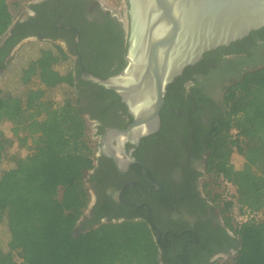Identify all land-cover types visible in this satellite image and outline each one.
<instances>
[{"label":"trees","instance_id":"1","mask_svg":"<svg viewBox=\"0 0 264 264\" xmlns=\"http://www.w3.org/2000/svg\"><path fill=\"white\" fill-rule=\"evenodd\" d=\"M13 20L8 0H0V76L14 61L9 57L12 49L28 36L15 34L26 22L14 26ZM28 44L33 50L18 73L22 92L0 89V125H11V137L0 129V166L11 165L0 176V224L7 232L0 264H159L161 242L148 220L109 217L95 227L91 222L75 230L89 204L84 179L96 154L73 83L80 71L73 74L59 45L42 39ZM189 79L221 91L217 112L202 133L192 126L188 139L197 145L201 134L205 171L223 184L221 193L206 189L225 229L237 241L233 258L223 264H264V28L186 67L166 88L158 132L142 142L164 138L168 120L178 114L191 117L190 110L180 106L182 85ZM97 88L101 97L120 100L112 91ZM190 98L196 109L208 106L202 96L194 93ZM14 145L25 154H12ZM235 156L242 159L238 171L232 164ZM224 235L233 241L227 232Z\"/></svg>","mask_w":264,"mask_h":264},{"label":"flooded vegetation","instance_id":"2","mask_svg":"<svg viewBox=\"0 0 264 264\" xmlns=\"http://www.w3.org/2000/svg\"><path fill=\"white\" fill-rule=\"evenodd\" d=\"M123 1L128 10L127 2ZM18 22H26V25L15 34H28L18 44L42 39L49 45H59L69 58L75 76L78 71L81 73L82 66L84 71L86 67L97 77L108 78L126 65L128 14L125 25L119 13L105 8L97 0H35L28 4L21 18L14 21V26ZM11 33L7 34L10 38L14 36ZM4 40L1 41L3 46ZM193 80L183 82L180 100V106L190 110L191 117L186 119L178 114L177 118L169 119V130L164 138L141 140L132 152L146 167L150 181L144 177L139 164H131L122 173L112 159L98 153L100 138L107 129L123 130L132 122L121 99L117 102L109 96L101 97L98 86L80 85L79 81H83L80 76L79 80H73L84 117L97 139L94 167L84 179L91 199L87 214L82 216L75 230H82L91 222L95 227L109 217L117 221L148 220L156 228L157 240L161 242L159 264L177 261L179 264H214L218 257L235 254L237 241L225 229L220 212L207 197V187L202 181L208 174L201 134L197 145L188 139L192 126L199 127L202 133L209 118L217 112L221 91L219 87H201ZM194 93L206 98L208 106L204 104L205 107L196 109L190 98ZM129 148L126 144L125 150ZM99 215L102 216L100 221L94 223ZM224 231L233 241L225 237Z\"/></svg>","mask_w":264,"mask_h":264},{"label":"water","instance_id":"3","mask_svg":"<svg viewBox=\"0 0 264 264\" xmlns=\"http://www.w3.org/2000/svg\"><path fill=\"white\" fill-rule=\"evenodd\" d=\"M125 1L129 20L125 67L101 79L81 66L80 78L113 91L132 118L125 129L110 128L103 133L98 153L112 159L122 173L131 164H139L150 181L146 167L132 152L143 138L158 132L167 86L205 53L264 28V0ZM87 127L96 143L91 124Z\"/></svg>","mask_w":264,"mask_h":264},{"label":"rangeland","instance_id":"4","mask_svg":"<svg viewBox=\"0 0 264 264\" xmlns=\"http://www.w3.org/2000/svg\"><path fill=\"white\" fill-rule=\"evenodd\" d=\"M32 1L35 0H8L10 4V13L12 14L14 19L13 21L18 19L20 14L26 10L28 4L31 3ZM97 1L100 2L105 8L111 9L114 12L119 13L120 16L123 18L124 24L125 25L127 24L126 4L123 0H97ZM29 42L32 41L23 42L11 51L9 57L10 59L13 57L14 61L8 66L6 72L1 74L0 76V89H2L4 92H8L12 94H20L22 92V88L19 86V82H18L19 79L18 73L21 66L25 65L28 62V59L30 58V52H32L33 50L32 49L33 47L30 46V44H28ZM65 86L66 85H64V87H60L59 92L55 94L56 95L55 99L60 97L58 94L66 89ZM0 129L3 131V133L6 136L11 137L10 123L7 122L2 123L0 125ZM87 135L89 140L92 142V144H96L88 127H87ZM11 153L19 156H23L25 154V151L14 145L13 149L11 150ZM232 164L234 169L238 171L242 167V159L238 156H235L232 158ZM10 166L11 165L8 164L7 162L3 163L0 166V176L2 175V172L8 169ZM202 181L205 183L208 191L212 190L213 193H221L223 191V184L221 183V181H218L212 175H206L202 179ZM90 199L91 196L89 195V203H90ZM88 207L89 206H87V208L84 210L83 215H85V213L88 211ZM6 240H7L6 227L4 224H0V248H2L5 245ZM233 256L218 257L214 262V264H223L225 262H230Z\"/></svg>","mask_w":264,"mask_h":264}]
</instances>
